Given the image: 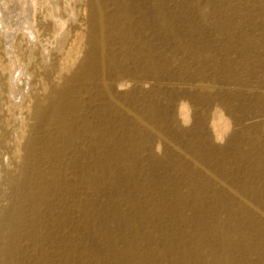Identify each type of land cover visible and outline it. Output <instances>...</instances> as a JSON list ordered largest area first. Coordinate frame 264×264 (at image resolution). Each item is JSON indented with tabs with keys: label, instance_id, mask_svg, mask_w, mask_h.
I'll list each match as a JSON object with an SVG mask.
<instances>
[{
	"label": "rangeland",
	"instance_id": "obj_1",
	"mask_svg": "<svg viewBox=\"0 0 264 264\" xmlns=\"http://www.w3.org/2000/svg\"><path fill=\"white\" fill-rule=\"evenodd\" d=\"M97 2L62 121L2 156L0 264H264V0Z\"/></svg>",
	"mask_w": 264,
	"mask_h": 264
},
{
	"label": "bare ground",
	"instance_id": "obj_2",
	"mask_svg": "<svg viewBox=\"0 0 264 264\" xmlns=\"http://www.w3.org/2000/svg\"><path fill=\"white\" fill-rule=\"evenodd\" d=\"M100 14L97 0H68L65 6L60 0H0V178L2 156L9 153L18 160L24 152L27 160L39 125L62 121L56 116L59 103L88 68L83 60L71 68L82 55L85 34L91 45L101 46ZM41 27L48 28L49 37L39 38ZM227 122L213 124L216 137L221 138Z\"/></svg>",
	"mask_w": 264,
	"mask_h": 264
}]
</instances>
